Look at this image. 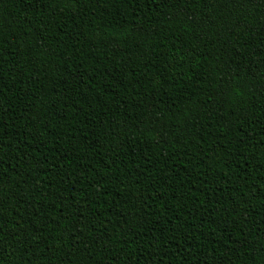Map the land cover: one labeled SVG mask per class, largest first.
<instances>
[{"label": "trees", "instance_id": "16d2710c", "mask_svg": "<svg viewBox=\"0 0 264 264\" xmlns=\"http://www.w3.org/2000/svg\"><path fill=\"white\" fill-rule=\"evenodd\" d=\"M0 264H264V0H0Z\"/></svg>", "mask_w": 264, "mask_h": 264}]
</instances>
